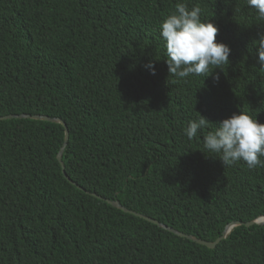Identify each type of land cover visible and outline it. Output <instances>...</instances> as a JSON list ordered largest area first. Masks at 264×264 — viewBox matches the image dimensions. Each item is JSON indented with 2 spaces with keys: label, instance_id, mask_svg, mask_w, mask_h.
<instances>
[{
  "label": "trees",
  "instance_id": "1",
  "mask_svg": "<svg viewBox=\"0 0 264 264\" xmlns=\"http://www.w3.org/2000/svg\"><path fill=\"white\" fill-rule=\"evenodd\" d=\"M178 2L229 46L212 75L169 74L159 25ZM264 18L247 0H0V264H264V167L224 166L183 129L246 112L264 124ZM152 62L155 74L145 65ZM219 76V80L213 79ZM211 155V156H210ZM90 193V194H89Z\"/></svg>",
  "mask_w": 264,
  "mask_h": 264
},
{
  "label": "clouds",
  "instance_id": "2",
  "mask_svg": "<svg viewBox=\"0 0 264 264\" xmlns=\"http://www.w3.org/2000/svg\"><path fill=\"white\" fill-rule=\"evenodd\" d=\"M249 7L264 18V0H247ZM174 12L168 15L159 25L160 36L164 41L169 74L178 79L190 75H212V69L229 64L231 49L228 45L217 42L218 28L209 20L200 18L201 9L178 2ZM260 47L256 49L261 66H264V34L259 36ZM150 74H155V66L149 62L144 66ZM218 81L219 76H213ZM210 125L213 130L203 135V148L218 156L224 166L243 162L249 170L264 167V124L246 112L233 114L218 124L210 123L198 114L183 129L189 140L197 137L198 131L204 132ZM211 156V155H210Z\"/></svg>",
  "mask_w": 264,
  "mask_h": 264
},
{
  "label": "water",
  "instance_id": "3",
  "mask_svg": "<svg viewBox=\"0 0 264 264\" xmlns=\"http://www.w3.org/2000/svg\"><path fill=\"white\" fill-rule=\"evenodd\" d=\"M11 119H31V120H39V121H46V122L60 124L63 127V129H64V140H63V145H62L60 151L58 152L56 158H57V161H58V163H59V165L61 167V172H62L63 176L67 179L68 182H70L72 185H74L77 189L88 193L87 191L82 189L80 186H78L76 183L72 182L67 177V175L65 173L64 165H63V162H62V154H63L65 146L68 143L69 132H68L67 125H66V123L63 120L56 119V118H50V117H46V116L27 115V114H24V115H9V116L0 117V121H2V120H11ZM90 195L95 197V198H97V199H99V200L105 201L108 205H110V206L122 211L123 213L131 214V215H133V216H135V217H137V218H139V219H141V220H143L145 222H148V223H151L153 225H156L157 227H159V228H161L163 230L170 231L171 233H173L174 235H176L178 237L190 240V241L195 242L196 244H198L200 246H203V247H206L208 249H214L216 247V245L218 243H220L222 240H224L226 238V236L230 233V231L233 228H235V227L245 226V227L248 228V227H252L254 225H258V226H263L264 225V217H261V218H259L257 220L249 221L247 223L232 222V223L226 225L224 231L222 232V235L218 239H216L214 242H206V241H202V240H200V239H198L196 237L189 236V235L180 233V232H178V231H176L174 229H171V227L166 226L164 224H161V223L151 219L150 217H147L145 215L130 211V210L126 209L125 207H123L118 201H111V200L103 199L102 197H100V196H98L96 194H92V193Z\"/></svg>",
  "mask_w": 264,
  "mask_h": 264
}]
</instances>
